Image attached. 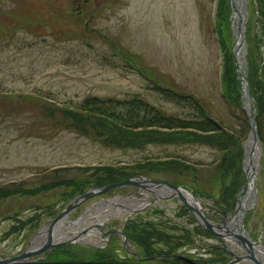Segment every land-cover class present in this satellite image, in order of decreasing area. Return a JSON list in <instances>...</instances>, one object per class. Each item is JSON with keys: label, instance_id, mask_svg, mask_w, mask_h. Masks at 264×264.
Returning <instances> with one entry per match:
<instances>
[{"label": "rangeland", "instance_id": "1", "mask_svg": "<svg viewBox=\"0 0 264 264\" xmlns=\"http://www.w3.org/2000/svg\"><path fill=\"white\" fill-rule=\"evenodd\" d=\"M213 6L214 0H0V88L43 94L69 106L89 95L118 99L141 96L168 113H188L187 108L151 88L147 76L131 65L135 60L173 85L201 95L212 114L237 131L244 116L220 94V51L211 31ZM249 10L250 24L259 41L255 57L261 76L264 13L255 0H249ZM118 48H123L128 57L122 58ZM129 57L133 59L131 64ZM3 111L0 115L8 116L0 119V185L22 181L28 187H36L59 177L77 178L85 174L73 168L55 172L61 166L132 163L167 156L202 165L220 157L218 149L198 143L150 144L143 149L110 147L74 128L61 126L63 129L57 130L53 117L46 115L42 106H8ZM261 146L264 148V144ZM245 147L246 143V152ZM152 178L181 181L169 173L156 172ZM230 179L232 176L216 184L217 196L218 189L221 192ZM154 190L124 187L84 202L69 216L72 224L79 222L75 226H83L82 231L70 232L73 234L60 241L107 248L110 244L107 231L121 228L124 219L136 222L144 219L165 223L159 228L175 236L181 235L183 229L194 232L195 242L184 245L180 251L213 257L209 245L217 241L196 231L193 218L180 210V201L165 197L158 201L160 190ZM135 191L139 193L133 199L130 196L131 200L149 199L153 207L140 209V213L138 210L124 216L118 214L117 209L125 202L117 199L128 200ZM61 193V189H54L39 196L14 197L1 203L0 254L12 257L24 252L38 227L48 226L53 214L67 203L61 199ZM259 196L248 209L246 227L253 239L264 243V194ZM101 198L118 202L106 204ZM202 202L220 222L222 215L216 211V203L208 199ZM97 210L114 211L107 218L102 215L99 223L103 230L92 225L99 219ZM172 218L175 223L169 221ZM168 226L173 229L169 230ZM113 237L122 246L120 236ZM234 251L244 253L239 246Z\"/></svg>", "mask_w": 264, "mask_h": 264}, {"label": "trees", "instance_id": "2", "mask_svg": "<svg viewBox=\"0 0 264 264\" xmlns=\"http://www.w3.org/2000/svg\"><path fill=\"white\" fill-rule=\"evenodd\" d=\"M256 2L260 6V11L264 13V0H256ZM230 15V1L220 0L217 27L224 51L223 97L231 106L238 108L244 116L240 121L241 127L236 133L226 131L194 94L173 85L171 81L162 79L155 74L154 70L143 65L141 69L151 80L152 87L166 99L187 108L188 113L184 115L168 113L141 96L117 99L91 95L76 107H68L45 96L8 92L0 88V111H2L0 114L5 112L3 110L8 106H42L46 115L53 117L51 119L55 121L57 130L63 129L62 127L74 128L110 147L143 149L150 144H204L222 152V161L219 165L213 169H200L187 160L175 157L166 160L145 159L135 164L109 163L62 167L57 168L55 172L73 168L85 174L77 178L59 177L36 187H28L22 181L1 184L0 204L14 197H35L54 189H61V199L67 201L92 187H102L139 174L152 175L159 172L169 173L179 177L180 180L183 179L184 182L190 179L196 184L192 188L195 193L210 196L220 209L228 213L232 212L236 205L237 193L245 181L242 167L243 142L249 133V123L241 109V85L231 51ZM247 41L252 94L257 103L258 130L261 139L264 140V65L261 76H258L255 53L258 50L259 41L251 28H249ZM7 116L0 115V119ZM57 117L64 119L59 120ZM229 176H232V179L221 187V192L218 189L217 196L216 184H220ZM183 211L189 212L187 209ZM18 213L19 211L14 215ZM4 216L9 217L10 214H4ZM193 221H195L194 218ZM161 224L165 223L130 220L126 223L124 231L141 259L129 255L121 245L119 246L117 237H113L109 246L104 249L81 244L60 245L54 247L52 252L46 254L43 259L15 264H225L231 259V254L219 245L210 246L215 255L207 259L195 258L186 253H182L183 256H169L178 254L184 245L193 244L195 234L183 229L181 235L175 236L160 229ZM172 229L169 227V230ZM196 231L212 236L199 226H196ZM177 239H183V242L180 243ZM120 252L124 255H120ZM153 256L151 260L146 259Z\"/></svg>", "mask_w": 264, "mask_h": 264}, {"label": "water", "instance_id": "3", "mask_svg": "<svg viewBox=\"0 0 264 264\" xmlns=\"http://www.w3.org/2000/svg\"><path fill=\"white\" fill-rule=\"evenodd\" d=\"M232 4L234 7V3L232 0ZM242 22V20H241ZM243 23V22H242ZM240 36L242 37V42H244V33L242 27H240ZM234 56L236 58V66H237V72L239 74V77L242 82V88L243 93L245 92V89H247V96H250V86H249V80L247 74L244 72L243 67H241L239 60L237 59V51L236 48H234ZM252 125V132L255 135V140H258V134L256 130V121L251 118H249ZM247 172V183L242 188L241 192L238 194V202L235 214L233 215L234 221L231 224H228V217L227 214L224 213V218L222 220L223 225L216 224L213 222L202 210V205L198 199L197 196H195L191 191L188 189L176 185L167 181L162 180H154L147 176H138L136 178H130L128 180L118 182V183H111L108 184L102 188H94L89 190L88 192L84 193L83 195L78 196L74 201H72L70 204H68L51 222L49 227L47 228V239L43 244L40 246L30 249V244L28 245L27 249L22 252L19 255L13 256V257H6L4 259H0V264H10L13 262L18 261H24L27 260L35 255H39L44 253L45 251H51L52 248L58 244H61L60 242L55 241V228L56 225L65 217L69 216L73 210H75L82 202L89 200L90 198H93L95 196H99L111 189L119 188L123 186H130V185H136L138 188H145L153 191V188L155 187H167L171 190V194L167 197H178L187 207H189L195 216L197 217L200 224L210 233L218 236L219 238L229 241L231 243H237L241 245L245 250L246 253L244 254H234L233 259L228 263L232 264L235 262H251L253 264H264V262L257 256L255 245L260 244L259 242L251 239L249 235L247 234L244 226V217L246 214V210L243 211L242 216L240 215V210L243 208V192L245 188L249 184V175L248 170ZM189 197L192 198L194 201H190ZM157 198H162L157 196ZM100 228L102 229V225H100ZM113 233H118L123 237V245L124 247L130 251L136 254V251H133L129 247V241L127 235L124 233L122 229L113 231ZM65 242V243H70ZM224 246L230 250L227 243H224ZM264 247V244H262Z\"/></svg>", "mask_w": 264, "mask_h": 264}, {"label": "bare ground", "instance_id": "4", "mask_svg": "<svg viewBox=\"0 0 264 264\" xmlns=\"http://www.w3.org/2000/svg\"><path fill=\"white\" fill-rule=\"evenodd\" d=\"M248 0H235V7L238 11L235 13V32L238 31L239 28V22L241 18L243 17V20L246 21L248 12H246V6H247ZM246 45L243 44L242 38L240 36L237 37V42H236V50L238 57L240 59V65L242 66L244 63V57L243 53H245ZM246 167L248 169L249 173V184L245 190V193L243 195V208L240 210L241 214L244 208H249L253 202L255 201V198L258 196L259 189H257V181H256V176H258L261 173V162H262V154H261V147L259 143H255L254 136H251L250 139L246 142ZM133 197V195H132ZM119 202L123 201L125 204H122V206L117 209V213L124 216L129 213V211L141 208L144 205L145 201L141 200H131L130 198L127 199H117ZM190 201H194L192 198L189 197ZM115 200H112L110 204H113L114 202H118ZM108 207H112L113 205H107ZM105 210H97L96 212H99V219L92 223V225H97L99 222L103 220V216L107 218V215L109 217L110 213L112 214L114 211L113 210H108L107 212H104ZM103 212V213H102ZM102 213V214H101ZM109 213V214H108ZM71 219L68 217H65L62 219L55 228V239L56 240H61L67 238L68 234L70 232H80L83 229V226H75L79 222L73 223L74 226H69V224L73 225L72 222H70ZM234 221L231 220L230 222L232 223ZM87 224V223H86ZM79 225V224H78ZM67 226V227H66ZM65 227V228H64ZM76 227V228H75ZM75 230H72L74 229ZM73 233H70L69 235H72ZM47 238V227H44L41 234L36 237L34 241V245L38 246L42 243ZM255 251L257 256L264 262V247L260 244L255 245Z\"/></svg>", "mask_w": 264, "mask_h": 264}]
</instances>
